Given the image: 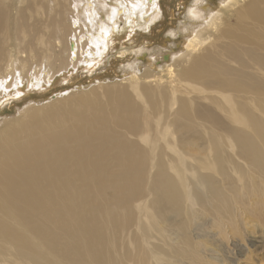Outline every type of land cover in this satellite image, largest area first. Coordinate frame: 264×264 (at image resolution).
<instances>
[{
    "label": "bare ground",
    "instance_id": "bare-ground-1",
    "mask_svg": "<svg viewBox=\"0 0 264 264\" xmlns=\"http://www.w3.org/2000/svg\"><path fill=\"white\" fill-rule=\"evenodd\" d=\"M222 4L191 1L170 31L183 37L177 56L143 49L169 81L137 75L143 54L126 63L125 83L58 91L0 124V264L204 259L194 221L240 201L224 192L233 175L264 176V0ZM161 16L160 0H0V107L52 93L58 75L73 84L72 68L93 70L117 36ZM198 140L201 155L186 148ZM148 178L141 241L128 230Z\"/></svg>",
    "mask_w": 264,
    "mask_h": 264
},
{
    "label": "rangeland",
    "instance_id": "rangeland-1",
    "mask_svg": "<svg viewBox=\"0 0 264 264\" xmlns=\"http://www.w3.org/2000/svg\"><path fill=\"white\" fill-rule=\"evenodd\" d=\"M160 1L162 16L152 23L148 30H140V28H137L131 31V35L122 34L121 36H124V40H119L121 36H117L116 42L108 47V54L104 61H101L97 67L92 68L93 70L85 68L84 66L72 68L78 73V79H74L72 81L74 82L73 84L63 81V78L58 75L56 80L59 79V81L53 83L52 93L46 94L41 90H32L28 94V97H26L27 94L11 96V102L0 107V124L4 123L6 119L18 116L19 112L23 111L29 104L47 102L50 98L51 100L55 99L52 96H55L58 91L60 93L64 92V94L61 95L58 93L60 95L57 96L64 97L67 93L79 90V87L86 86L81 90H88L93 86L92 84L103 81H120L125 83L131 76V71L128 70L129 66L127 67L128 64L126 65V63L134 62L137 57H142L146 50L148 52L152 47L160 46L162 53H167L168 48L173 49V54L176 56L181 53L182 45H184L182 34L172 35L170 31L177 28L179 22L183 20L187 12L186 8L194 0ZM211 1L215 10L216 8L217 10L221 9L224 6L223 4L221 5L222 0ZM135 34L136 37L130 39ZM164 44L166 46L171 44V47H163ZM143 45L144 48L142 47ZM170 49L168 50L170 51ZM143 57V61L139 59L142 63L136 71L138 76L145 73H156L157 75L164 76L166 80H170V74L167 68L163 67L166 65V62H162V59L157 60L154 62L156 65L153 62L150 63L149 55L146 56L144 54ZM100 89L98 88V90ZM24 98L25 100H22ZM205 147L206 145L202 140L193 141L188 146L186 145L187 149L199 155H201ZM150 181V178L143 181L142 187L144 189V195L138 197L135 201L136 216L134 223L128 230V236H140L139 222L144 212L138 213L153 197L150 192ZM253 185L258 187L256 192H251ZM224 192L228 197H232L231 200L237 198L240 201L233 203L231 210L223 213L209 211L208 214L204 215L205 212L203 209H197V212L203 213L205 218L200 222L198 220L194 221L191 237L197 244L199 250H202L201 243H204V259L198 256L195 259L186 261L185 264H264V176L253 170L243 179L233 175L224 184ZM144 210L145 215L153 219L148 214L146 207ZM140 239L144 241L141 236ZM135 261L136 264H157L152 255L148 257H136Z\"/></svg>",
    "mask_w": 264,
    "mask_h": 264
}]
</instances>
